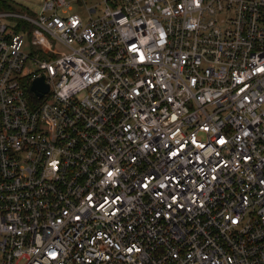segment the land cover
<instances>
[{"label":"built area","instance_id":"1","mask_svg":"<svg viewBox=\"0 0 264 264\" xmlns=\"http://www.w3.org/2000/svg\"><path fill=\"white\" fill-rule=\"evenodd\" d=\"M0 264H264V0L0 9Z\"/></svg>","mask_w":264,"mask_h":264},{"label":"rangeland","instance_id":"2","mask_svg":"<svg viewBox=\"0 0 264 264\" xmlns=\"http://www.w3.org/2000/svg\"><path fill=\"white\" fill-rule=\"evenodd\" d=\"M42 1L43 0H11V2H12L11 4H12V7L15 9H17V5H20V6L27 7L31 11L38 12ZM73 12H76L81 17H84L83 9L81 7H78L77 5H74V11ZM25 39H26V37H25ZM54 47L56 49H58L59 51H66L65 48L59 46L58 44H54ZM27 50H28V48L25 51H27ZM28 66L32 69H35V67L32 64H28Z\"/></svg>","mask_w":264,"mask_h":264},{"label":"water","instance_id":"3","mask_svg":"<svg viewBox=\"0 0 264 264\" xmlns=\"http://www.w3.org/2000/svg\"><path fill=\"white\" fill-rule=\"evenodd\" d=\"M31 91L35 93L37 97H41L48 92V86L45 84L43 78H38L33 82Z\"/></svg>","mask_w":264,"mask_h":264},{"label":"trees","instance_id":"4","mask_svg":"<svg viewBox=\"0 0 264 264\" xmlns=\"http://www.w3.org/2000/svg\"><path fill=\"white\" fill-rule=\"evenodd\" d=\"M11 0H0V9L6 10V9H12Z\"/></svg>","mask_w":264,"mask_h":264}]
</instances>
